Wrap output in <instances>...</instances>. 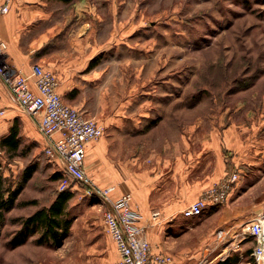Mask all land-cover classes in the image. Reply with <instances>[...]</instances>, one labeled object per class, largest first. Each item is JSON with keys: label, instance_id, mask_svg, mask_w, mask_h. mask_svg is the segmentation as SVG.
Here are the masks:
<instances>
[{"label": "rangeland", "instance_id": "374dc122", "mask_svg": "<svg viewBox=\"0 0 264 264\" xmlns=\"http://www.w3.org/2000/svg\"><path fill=\"white\" fill-rule=\"evenodd\" d=\"M86 1L115 24L114 48L95 62L105 85L93 118L104 131L93 142L103 139L109 157L131 158L134 183L143 187L145 167L153 179L164 161L167 171L176 155L191 152L195 168L205 166L212 179L206 191L237 174L223 200L187 217L193 223L186 232H166L168 242L184 248L164 250L175 264L251 262L257 239L246 222L264 215V0ZM1 63L9 71V57ZM5 108L0 105L1 136L13 121ZM18 121L19 150L0 153L7 183L21 186L0 226V264H113L118 255L102 222L104 206L72 181L69 231L46 243L37 241L39 233L12 242L22 221L51 203L63 178L61 164L45 155L36 124L28 130ZM27 168L34 171L23 183ZM145 209L147 220L160 211L155 205ZM261 223L264 228V218ZM220 229L228 231L222 241Z\"/></svg>", "mask_w": 264, "mask_h": 264}, {"label": "crops", "instance_id": "0c3cea01", "mask_svg": "<svg viewBox=\"0 0 264 264\" xmlns=\"http://www.w3.org/2000/svg\"><path fill=\"white\" fill-rule=\"evenodd\" d=\"M114 26L113 21L101 19L93 4L86 0H20L12 4L7 14L0 16V40L8 44L7 57L13 70L28 75L33 63L50 70L56 77L57 91L62 99L86 116L97 117L101 108L99 93L103 92L105 81L103 70L98 69L95 62L114 48ZM0 105L6 106L12 120L21 119L28 130L35 125L32 118L17 105L1 75ZM35 128L44 148V139L37 125ZM107 151L103 139L87 144L85 170L91 181L99 186L114 187L113 196L130 192L143 217L146 205L159 206V223H152L144 217L152 249L182 250L184 246L168 242L166 232L169 231L170 235L186 232L193 222L182 214L175 218L169 216L197 199L210 186L212 179L205 174V166L201 171L195 168L192 152L184 156L176 155L167 171L164 169L169 161H164L161 168H157L162 172L157 171L153 179L145 167L142 178L147 184L143 187L134 183L132 166L135 162L131 158L122 162L109 157ZM55 160L63 169L62 161ZM137 178L139 180L138 175ZM149 180L153 183L150 184ZM98 202L106 207L105 203ZM258 215L264 217L263 212Z\"/></svg>", "mask_w": 264, "mask_h": 264}, {"label": "built area", "instance_id": "2783aa9c", "mask_svg": "<svg viewBox=\"0 0 264 264\" xmlns=\"http://www.w3.org/2000/svg\"><path fill=\"white\" fill-rule=\"evenodd\" d=\"M20 0H0V16L7 14L14 2ZM8 44L0 40V59L7 57ZM6 64H0V75L8 90L23 111L32 118L44 139V153L51 159H60L63 178L59 180V190L70 187L71 181L85 189L88 197L106 204L102 212V222L106 232L115 243L117 259L113 264H172L174 257L163 250H153L147 237V222L133 203L130 192L112 195L110 187L99 186L91 181L85 170L86 146L98 140L103 127L93 117L86 116L79 109L66 103L57 91L58 82L53 72L33 63L30 73L24 75ZM31 81L33 86H31ZM4 113L0 110V114ZM237 179L232 174L228 183L208 189L204 197L192 201L183 208L184 217L200 216L208 203L223 200L229 192V183ZM160 212H151V222L159 223ZM262 215L247 221L249 230L257 239V245L250 253L252 261L247 264H264V228ZM149 223V222H148ZM228 231L217 232L218 241L227 236ZM200 260L197 264H200Z\"/></svg>", "mask_w": 264, "mask_h": 264}, {"label": "trees", "instance_id": "16d2710c", "mask_svg": "<svg viewBox=\"0 0 264 264\" xmlns=\"http://www.w3.org/2000/svg\"><path fill=\"white\" fill-rule=\"evenodd\" d=\"M62 1L69 2L70 0ZM20 146V123L18 118H14L8 133L0 136V153L14 154L19 150ZM33 171V168H27L22 177L23 183L30 179ZM20 189L21 186L12 189L11 185L7 183L2 173L0 160V226L4 221V213L13 208ZM72 196L73 193L69 188L58 190L48 206L37 209L22 221L19 239L13 238L12 242L17 245L35 233H39L37 239L39 243L58 240L62 235H65L72 223V218L68 216L67 212L68 203Z\"/></svg>", "mask_w": 264, "mask_h": 264}]
</instances>
